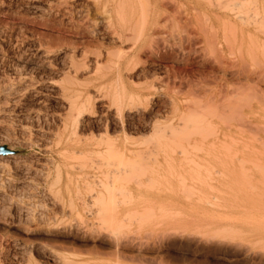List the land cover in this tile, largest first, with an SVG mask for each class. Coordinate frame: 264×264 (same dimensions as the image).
I'll use <instances>...</instances> for the list:
<instances>
[{
  "label": "rangeland",
  "instance_id": "1",
  "mask_svg": "<svg viewBox=\"0 0 264 264\" xmlns=\"http://www.w3.org/2000/svg\"><path fill=\"white\" fill-rule=\"evenodd\" d=\"M87 94L74 133L68 96ZM125 131L131 145L89 154ZM251 136L264 142V0H0V264H264ZM105 157L128 168L106 188Z\"/></svg>",
  "mask_w": 264,
  "mask_h": 264
},
{
  "label": "bare ground",
  "instance_id": "2",
  "mask_svg": "<svg viewBox=\"0 0 264 264\" xmlns=\"http://www.w3.org/2000/svg\"><path fill=\"white\" fill-rule=\"evenodd\" d=\"M153 14H154V13H153ZM151 16H152V15H151ZM237 16H238V17H241V18L244 17V16H242V15H237ZM153 17H154V16H153ZM93 62L97 63V62H98L97 58H96ZM82 65H83V64H82ZM82 65H81V67H82ZM85 65H86V64H85ZM85 67H86V66H85ZM85 67H84V69H85ZM87 67H88V66H87ZM70 68H71V67H70ZM73 68H74V67H73ZM75 68H76V67H75ZM82 68H83V67H82ZM76 69H77V68H76ZM83 71H84V70H83ZM85 71H87V70H85ZM69 72H70V71H69ZM74 78H75V77H74ZM72 80L75 81V79H73V78H72ZM63 95L67 98V95H66L65 92H64ZM138 96H139V95H138ZM78 97H79V95L76 96L75 98H73V97H71V96H70V97L68 96V98H69V99H68L69 103H68V105H67V106H68V113H69V114H68V117L70 116V124H71V126H72V129H73V132H74V133H75V127H76L77 123L79 122V116L82 115V114L85 113V112L87 113V110L89 111V114H90V109H91V102H90V100H89L91 97L88 96V94H87V95H84V96H82V97H80L79 99H78ZM138 98H139V97H138ZM130 108H131V107H130ZM109 114H110V113H109ZM92 115H93V114H92ZM111 115H112V114H111ZM116 118H117V117H116ZM80 122H81V120H80ZM196 122H198V121H196ZM196 122L194 121V123H193V121H192V123H193L194 125L197 124ZM201 122H202V121H201ZM85 123H86V122H85ZM88 123H89V122H88ZM198 123H199V122H198ZM202 123H203V122H202ZM101 124H102V123H101ZM182 124L185 126V123H182ZM188 124H189V123H188ZM188 124H186V125H188ZM190 124H191V122H190ZM193 124H192V126L195 127L196 125L194 126ZM198 125H199V124H198ZM200 125H201V124H200ZM200 125L198 126V128H197V127L194 128V130L197 128V130H196V135H198V134L200 133V135H199L200 137H199V138H200L201 140H202V138H203V139H206L207 137H210V135H208V134L211 132V128H210V127L208 128L207 126H206V127L204 126L205 129L203 130L202 127H203L204 124H202V127H201V128H200ZM189 126H190V125H189ZM189 126H187L188 129H189ZM65 127H66V126H65ZM174 127H176V126H174ZM190 127H191V126H190ZM211 127H212V126H211ZM76 128H77V127H76ZM105 128H106V127H105ZM176 128L179 129L180 127H176ZM183 128H184V127H183ZM199 128L203 130V131H202V132H203L202 134H201V130H200ZM206 128H208V129H206ZM170 129L172 130L173 127H172V126H171V127L169 126V129H168V130H170ZM177 129H174L175 131H173L172 134H173L174 132H177ZM180 129H181V128H180ZM105 130H106V129H105ZM171 130H170V131H171ZM184 130H186V129H184ZM198 130H200V131L198 132ZM208 130H210L209 133H208ZM179 131H180V130H179ZM189 131L192 132V131H191V128H190ZM125 132H126V131H125ZM181 132H182V130L180 131V133H181ZM126 133H127V132H126ZM126 133H124L123 136L121 137L122 139L120 138L117 142H115V140H113L114 137L111 138V137H109V136L106 135L107 137L102 138V137L99 136V138H101V140H100V139H97L98 141H93V143H92L93 145L90 147V150L88 151V152H90L89 154H95L96 156L99 155V156H97V158L100 157L99 159L102 160V159H104V157H102L103 154H104V156H105V154H110V152H112V151H110V150H111V149H110L111 146H113V145L115 146V145H117L119 142L121 143V145H123L124 143L127 144V145H131L132 142H134V141H133L134 139H133V137H129V136H128L129 133H127V134H126ZM164 133H167V132L164 131ZM164 133H162V135H160L159 138L161 137V139H162V138L164 139V138L166 137V135H165ZM178 133H179V132H178ZM178 133H177V136H176V137H175V134H174V138L176 139V141H175L174 138L172 137L171 139H173V141H172V142H169V141H170V140H169V141H167L166 143H167V144H168V143L171 144V143H173V142L175 141V142H174L175 145H177V146H179V145L183 146L182 143L180 142V141H182L181 139H183V141H186V139H187V141H189V140H188L189 136L186 135V133L188 134L187 131H186V133L184 134V135L188 136L187 138H186V136H184V137H185V138H184L183 135H182V138H181V137H178ZM169 134H170V133H169ZM181 134H182V133H181ZM191 134L194 135L193 132H192ZM203 134H204V135H203ZM205 135H206V136L208 135V136L205 138ZM202 136H203V137H202ZM223 136L225 137V135H223ZM223 136H222V137H223ZM239 136H240V135H239ZM167 137H168V135H167ZM224 137H223V138H224ZM227 137H229V140H230V142H231L230 144H226L225 146H222L221 144L224 145V144L226 143V142H224V141H221V144H219V143H217V144H219L220 147L223 148V149H224V148H226V149L228 148V150H231V149H229L230 147H232V146H230V145H231L235 140L238 141L239 139H238V140H237V139H233L232 136H227ZM240 137H241V136H240ZM251 137L254 139V141H255V139H257L255 142L259 143V145H261V144L264 143V142H262V141H259V140H261V139H258V138H256L255 136H251ZM88 138H89V137H88ZM131 138H132V139H131ZM159 138L157 139L158 141L160 140ZM243 138H244V137H243ZM177 139H179L178 142H180V143H178V144H176ZM232 139H233V140H232ZM244 139H245V138H244ZM83 140H84V139H83ZM87 140H88V139H87ZM87 140H86V141H87ZM99 140H100V141H99ZM165 140H166V139H164L162 143H159V145L162 146V147H164V148L166 147V146H165L166 144H164V143H165ZM167 140H168V139H167ZM193 140H194V139H193ZM193 140H192V142H193ZM201 140L199 141V143H200L199 146H200L201 143H202ZM231 140H232V141H231ZM246 140L249 141L248 138H247ZM59 141H60V140H59ZM158 141H157V142H158ZM183 141H182V142H183ZM202 141H203V140H202ZM239 141H241V140H239ZM251 141H252V139H251ZM159 142H160V141H159ZM195 142H196V141H195ZM241 142H242V141H241ZM261 142H262V143H261ZM58 143H59V142H58ZM58 143L56 142L57 145H58ZM174 143L171 144V145H173V147H174ZM186 143H187L188 147L190 146V147H189L190 149H191V147L193 148V145H194L193 143H190V144H189L188 142H185V145H186ZM211 143H212V140H211V142H209L208 144L210 145ZM125 144H124V145H125ZM192 144H193V145H192ZM196 144H197V143H196ZM202 144H203V143H202ZM234 144H235V146L237 145L236 142H234ZM118 145H119V144H118ZM127 145H126L125 147H128ZM159 145H157V146L155 145L156 148H158ZM163 145H164V146H163ZM171 145L169 146V144H168V148H172ZM187 145L184 146L183 148H186ZM212 145H213V143L210 145V148H214V145H215V144H214L213 146H212ZM245 145H247V144L244 143V146H242V148H244V149H248L247 146H245ZM114 146H113V147H114ZM160 146H159V150L161 151V149H164V148H162V147H160ZM207 146H208V145H207ZM211 146H212V147H211ZM226 146H227V147H226ZM228 146H229V147H228ZM263 146H264V144H263ZM116 147H117V146H116ZM116 147H115V149H116ZM125 147L123 146L124 149H125ZM250 147H251V146H250ZM117 148L120 149V148H122V146H121V147L118 146ZM123 148H122V149H123ZM166 148H167V147H166ZM175 148H176V146H175L172 150H174ZM180 148H181V147H180ZM180 148H178V149H180ZM198 148H199V147H198ZM201 148H202V147H201ZM233 148H235V147H233ZM252 148L255 149L254 147H252ZM252 148H251L250 150H252ZM65 149H66V148H65ZM65 149H64V151H63L64 153L66 152V153L74 154V151H73L72 149H71V152H70V150L68 151V150H65ZM113 149H114V148H113ZM122 149H121L120 151H115V153H119V154H122V155H123L125 151H124V149H123V150H122ZM176 149H177V148H176ZM181 149H182V148H181ZM194 149H195V147H194ZM256 149H257V148H256ZM256 149H255V150H256ZM146 150H147V149H146ZM191 150H192V149H191ZM224 150H225V149H224ZM228 150H227V152H229ZM126 151H127L128 154H131V153H132V154H135V153H138L139 151H141V152L143 153V150H138V149H137V150H136V149H135V150H134V149L131 150L129 147L126 148ZM144 151H145V149H144ZM156 151H157V150H156ZM174 151H175V150H174ZM176 151L178 152L179 150H176ZM198 151H199V149H198ZM200 151H201V150H200ZM78 152H79V151H77V152L75 151V153H77V154H78ZM113 152H114V151H113ZM141 152H139V153H140V156L142 155ZM147 152H149V151H147ZM152 152H153V151H152ZM152 152H149V154L151 155ZM161 152H162V151H161ZM164 152H166V150L163 151L162 153H164ZM236 152H237V151H236ZM256 152H258V149L256 150ZM261 152H262V151H261ZM261 152H258V154L260 153L261 155H262V154L264 155V153H261ZM145 153H146V152H145ZM153 153H157V152H155V150H154ZM169 153H170V152H169ZM171 153H174V152L172 151ZM178 153H180V151H179ZM85 154H86V153H85ZM101 154H102V155H101ZM132 154H131V155H132ZM147 154H148V153H147ZM136 155H137V154H136ZM83 156H84V155H83ZM91 157H92V156H91ZM107 157H108V156H107ZM107 157H105V158H106V161H105V162H102L103 166H105V167H104V168H105V171H104V172L101 171L102 174L104 175V179H103V180H97V181H100V183L98 182V184H99L100 186H104V187H105V186H106V187L109 186V185H108V184H109L108 182H110V179L113 178L116 174H117V175H116L115 177L119 178V177H121V176L123 175L122 172L127 171V169H128V168H126L125 166H124V167H122V166H116V167L110 169L109 167H110V165H111V162H109V159H110V158L107 159ZM142 157H143V156H142ZM119 158H120V157H119ZM119 158H118V159H119ZM124 158H125V157H124ZM112 159L114 160V158H112ZM127 159H128V158H127ZM253 159H254V158H253ZM91 160L94 161V159H91ZM100 160H99V161H100ZM248 160H249V159H248ZM248 160H247V161H248ZM255 160H256V159H255ZM102 161H103V160H102ZM121 161H122V160H121ZM245 161H246V159H245ZM245 161H244V163H245ZM249 161L251 162V160H249ZM249 161H248V162H249ZM260 161H261V160H259V159L257 158V161H256V162L258 163V162H260ZM252 162H254V161H252ZM256 162H254V163H256ZM93 163H94V162H93ZM97 163H99V162H96L95 164H97ZM100 163H101V161H100ZM95 164H94V165H95ZM114 164H115V163H114ZM251 164H252V163H251ZM112 165H113V164H112ZM98 166H99V165H98ZM263 166H264V165H263ZM92 167H93V166H92ZM256 167H257V166H256ZM119 172H121L122 175L118 174ZM88 176H90V175H88ZM88 176H87V177H88ZM58 177H59V167H57V175H56V178H55V183H57V181L60 180V178H58ZM91 177H96V175L93 174ZM123 177H124V175H123ZM123 177H122V178H123ZM68 178L71 179V177H68ZM70 179H68V180H70ZM113 179L116 180V178H113ZM119 179H121V178H119ZM56 180H57V181H56ZM53 182H54V181H53ZM58 182H59V181H58ZM111 184H112V182H111ZM106 187H105V188H106ZM120 188H121V187H120ZM122 189H123V188H121V189L118 188L117 190H116V189H115V190L117 191V193H118L119 195H120L122 192H123L122 194L126 193V191H125V190L123 191ZM102 190H103V189H102ZM104 190H105V191H100V190H99V191L92 192V193H91V196H93L94 194H96L97 199L101 200L100 202H102V200L105 199V198H103V197L106 196V198H107V196L109 195V190H108V191H107L106 189H104ZM119 190H121V191H119ZM110 191H111V190H110ZM112 191H113V190H112ZM113 194H114V193H112V195H113ZM115 194H116V193H115ZM115 194H114L113 197H115ZM116 196H117V195H116ZM121 196H122V195H121ZM108 197H109V196H108ZM109 198L112 199L111 196H110ZM109 198H108V200H109ZM114 199H115V198H114ZM122 200H123V198L121 199V197H120V201H121V202H122ZM111 201H113V200H111ZM116 201H117V200H115V202H116ZM118 201H119V199H118ZM118 201H117V202H118ZM120 201H119V202H120ZM123 202H124V201H123ZM114 204H115V203H114ZM117 204H118V203H117ZM119 204H120V203H119ZM122 204H123V203H122ZM87 208H88V207H87ZM115 208H116V207H115ZM93 209H94V208H93ZM87 210H88V211H91L92 209L89 207ZM132 210H133V209H132ZM106 211H107V210H106ZM105 215H106V214H105ZM116 215H117V214H116ZM116 215H115V216H116ZM125 215H126V216H125ZM129 215H130V216H129ZM129 215H128V214H124V217H125V218L123 217V215H121V218H123V219L126 220V217H127V219H128V218L130 219V217H131L132 215H133V218L135 217L134 219H136V217H137L138 215L141 216L140 214H137V216H135L136 214H132V215L129 214ZM99 216H100V215H99ZM103 216H104V215H103ZM112 216H114V215L112 214ZM112 216H111V217H112ZM115 216H114V217H115ZM144 216H145V215H144ZM106 217H107V216H106ZM109 217H110V214H109ZM111 217H110V218H111ZM114 217H113V218H114ZM133 218L131 217V219H133ZM137 218H138V217H137ZM127 221H128V220H127ZM131 221H132V220H131ZM131 221H129V222H131ZM118 222H119V221H118ZM92 226H93V225H92ZM97 231H98V230H97ZM97 231H96V232H97ZM108 233H110V232H107V234H108ZM112 233H114V232H112ZM115 233H116V232H115ZM105 234H106V233H105ZM107 234H106V237L108 238L110 234H109L108 236H107ZM164 234H165V233H164ZM122 235H123V234H122ZM110 237H111V238H110ZM110 237H109V239H112L111 241L113 242V247H114V249H115V248H116V249H119L118 251H120V249H122V247H121L122 245H123V247H124V245H125L124 242H125L126 240H129V239H126V237L124 238V236H123V238H121V236H120L119 238L116 237V236H115V237H114V236H110ZM128 238H130V237H128ZM130 239H131V238H130ZM135 239H136V238H135ZM138 244H139V243H138ZM126 245H127V244H126ZM126 245H125V246H126ZM55 253H56V252H55ZM55 253H54V254H55ZM60 258L64 260V258H62V257H60ZM61 259H60V260H61ZM63 260H62V261H63ZM63 262H65V260H64Z\"/></svg>",
  "mask_w": 264,
  "mask_h": 264
}]
</instances>
